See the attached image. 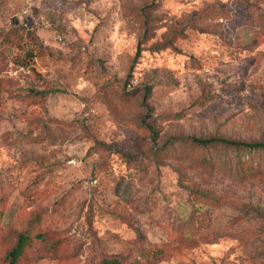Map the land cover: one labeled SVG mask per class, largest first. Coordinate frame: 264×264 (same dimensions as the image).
<instances>
[{
	"label": "rangeland",
	"instance_id": "obj_1",
	"mask_svg": "<svg viewBox=\"0 0 264 264\" xmlns=\"http://www.w3.org/2000/svg\"><path fill=\"white\" fill-rule=\"evenodd\" d=\"M209 138L264 142V0H0V264H264V152Z\"/></svg>",
	"mask_w": 264,
	"mask_h": 264
},
{
	"label": "trees",
	"instance_id": "obj_2",
	"mask_svg": "<svg viewBox=\"0 0 264 264\" xmlns=\"http://www.w3.org/2000/svg\"><path fill=\"white\" fill-rule=\"evenodd\" d=\"M27 34H31L27 32ZM31 42L36 40L34 35L29 36ZM40 47V45H39ZM36 96L44 97L46 91H36L34 93ZM192 144L199 146L200 148L210 147V148H226L239 153L241 151L243 154L252 155L255 153L264 152V142H240L221 138H209V139H193ZM1 214V211H0ZM39 238V237H38ZM32 238L28 233H20L17 236L14 246L7 252L6 260L7 264H19L21 258L24 256L25 252L31 244ZM96 264H129L126 263L118 255L103 256L99 259Z\"/></svg>",
	"mask_w": 264,
	"mask_h": 264
}]
</instances>
